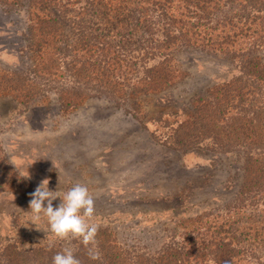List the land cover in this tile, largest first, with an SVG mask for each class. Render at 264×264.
Here are the masks:
<instances>
[{
    "label": "trees",
    "instance_id": "1",
    "mask_svg": "<svg viewBox=\"0 0 264 264\" xmlns=\"http://www.w3.org/2000/svg\"><path fill=\"white\" fill-rule=\"evenodd\" d=\"M0 4L27 9L31 37L20 55L30 57V64L0 68V95L10 94L24 110L51 89L59 91L64 109H76L91 94L130 92L136 97L170 88L184 75L176 55L181 50L237 57L232 77L192 94L184 118L166 120L165 138L181 152L201 148L237 154L242 173L234 197L180 221L177 230L160 238L154 252L129 250L113 230L98 227L100 259H90L81 242L73 254L81 264H264V60L257 53L264 46V0ZM64 75L76 85L65 87ZM21 179L0 142V180L20 189ZM61 251L7 243L0 246V264H53Z\"/></svg>",
    "mask_w": 264,
    "mask_h": 264
},
{
    "label": "rangeland",
    "instance_id": "2",
    "mask_svg": "<svg viewBox=\"0 0 264 264\" xmlns=\"http://www.w3.org/2000/svg\"><path fill=\"white\" fill-rule=\"evenodd\" d=\"M26 10L0 4L2 69L30 64V57L20 55L31 37ZM257 53L264 60V46ZM176 55L184 74L177 83L136 97L91 94L78 108L64 109L59 91L51 89L24 110L10 94L0 95V142L23 178L20 189L0 180V246L52 244L74 252L80 243L55 239L46 217L41 229L29 221V194L44 179L54 196L62 197L75 184L87 186L94 200L91 223L113 230L123 246L141 252L156 251L160 238L177 230L180 221L234 197L242 173L237 154L181 152L165 138L166 120L184 118L192 94L232 77L238 59L199 48ZM61 83L76 85L67 75ZM60 202L54 199L53 207Z\"/></svg>",
    "mask_w": 264,
    "mask_h": 264
},
{
    "label": "clouds",
    "instance_id": "3",
    "mask_svg": "<svg viewBox=\"0 0 264 264\" xmlns=\"http://www.w3.org/2000/svg\"><path fill=\"white\" fill-rule=\"evenodd\" d=\"M23 177L30 178L29 174ZM48 183L47 179L42 180L29 194L31 196L29 201L31 224L41 229L39 225L42 217H46L47 230L55 239H78L87 249L90 259H100V252L96 247L98 225L91 223L94 215V200L88 187L75 184L61 197L53 195V191L48 188ZM57 197L61 198V202L57 207H53V200ZM49 247L51 248L52 244ZM53 264H81V261L72 250L65 248L54 255Z\"/></svg>",
    "mask_w": 264,
    "mask_h": 264
}]
</instances>
